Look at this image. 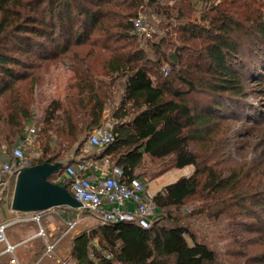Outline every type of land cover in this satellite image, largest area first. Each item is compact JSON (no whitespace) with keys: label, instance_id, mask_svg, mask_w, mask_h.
I'll return each mask as SVG.
<instances>
[{"label":"trees","instance_id":"trees-1","mask_svg":"<svg viewBox=\"0 0 264 264\" xmlns=\"http://www.w3.org/2000/svg\"><path fill=\"white\" fill-rule=\"evenodd\" d=\"M162 1L0 0V97L27 77L20 72L28 68L22 58L32 51L36 59L50 61L58 56L75 59V49L83 46L89 47L90 54L106 50L109 57L103 67L111 76L109 83L96 80L84 64L89 52L71 65L73 92L50 103L40 132V154L29 166L60 163L59 172L48 180L68 190L65 167L84 161L68 157L82 155L90 133L106 124L104 112L113 103L107 88L123 80L119 107L110 116L113 143L102 150L92 148L91 157L108 158L126 181L139 180L136 170L144 156H172L175 169L194 168L189 177H180L154 195L158 217H153L148 229L122 221L76 236L70 255L75 264H223L214 250L196 241L185 223L186 218L201 214L213 220L234 218L238 247L245 246L240 240L247 234L258 236L250 253H234L244 258L234 264H264V168L259 167L264 163V142L253 146V152L263 149L259 163L238 162L227 170L218 161L225 149H238L232 139L242 141L264 132V113L251 117L243 112L249 74L239 61L244 53H254L259 62L250 76L255 86L264 81V0L260 10H249L247 15L239 13L246 6L242 0H224L219 6L202 0L199 23L191 21L197 9L193 0ZM144 8H152L155 15L163 10L167 20L173 18L178 24L173 32L178 47L172 44V32L158 37L160 28L144 41L155 60L146 54L143 40L132 33L131 22ZM8 38L14 53L4 45ZM169 47L170 53L163 50ZM163 64L169 69L166 76ZM195 95L204 96L203 103L193 99ZM11 105L16 107L9 116L10 136L4 139L10 147L24 140L22 131L33 118L18 99ZM244 119L253 122L245 124ZM236 125L240 127L234 133ZM258 140L264 141V135ZM11 160L0 152V161ZM55 178L59 180L54 182ZM195 200L202 205L182 214V208Z\"/></svg>","mask_w":264,"mask_h":264},{"label":"rangeland","instance_id":"rangeland-1","mask_svg":"<svg viewBox=\"0 0 264 264\" xmlns=\"http://www.w3.org/2000/svg\"><path fill=\"white\" fill-rule=\"evenodd\" d=\"M167 1L168 0H163L162 3H165ZM221 1L224 3V0H213V2L208 5L219 6ZM200 2H202V0L192 1V3L196 5L195 7L193 6V8H197L195 14L191 19V21L195 23H199L200 15L204 13L201 6L203 2L199 4ZM242 2L245 3L246 6L244 8H240L239 13L247 15V12L249 10H260L262 8L263 0H242ZM164 13L165 12H163L162 10L159 15H155V11L152 8H144L140 12V14L143 16V19L156 28V34H158V28L162 29L161 31L159 30L160 32L158 34V37H163L164 33L175 32L178 26V24H176V21H173V18L171 20H167V16ZM187 13L188 12L186 11V14ZM168 25L171 26L168 27ZM177 37L178 35L176 33H173L171 37L173 39L172 44L176 45V47H178L179 45V40ZM4 45L6 47H11L10 52L14 53L13 42L11 39L8 38V40L4 42ZM47 45V47H50V44ZM142 47L146 51L148 57H150L152 60H155L153 52L149 47L145 45L144 41ZM171 49V47L167 49L163 48V50L167 53H170ZM248 49L249 47H247V50ZM75 52L78 54V56L76 54V58H82L85 56V54H87V52H89V47L83 46L82 48H77L75 49ZM89 54L88 57L84 60V64L88 66L91 72H93L92 74L94 75L96 80H102L106 83H109V78L111 76L106 75L103 67L107 58L109 57V52L102 49H96L95 52L91 53L90 55ZM34 55L35 53L32 51L29 57L26 56V58H22V60L27 61L28 68L27 72H24V70H20V72L26 73L27 77L24 79H20V81L15 83V86L12 90L0 97V152L3 155L7 154L8 156H10L12 149L20 145L21 143L19 142L17 143V145L10 147L4 141L5 138H8L10 136L8 131L9 116L14 112V108L16 107L14 105H11L12 100L18 99L20 103L25 104V106L29 109L30 113L33 116L31 122L27 124L23 129V134L21 135V137L27 136L29 138V141L28 143H26V146L23 150L30 158L33 157L34 159L37 157V155L40 154L38 150L41 149L40 141H42V139H40L42 138L40 132L43 128H45L43 119L50 103L55 100H64V97L67 96L68 93L73 92V90H71V87L74 84V75L70 70V67L71 65H74L73 63L75 62L76 58L74 59V57L68 58L69 56H58V58H56L55 60L52 59L50 61H42L36 59ZM254 55V53H244V55L240 58L241 60H239L240 63L244 66L243 68H246L249 74V78L247 77V81L245 83L249 96L245 99L244 105H242V107L244 108L243 112L246 113L245 115L249 113L251 117L255 115L258 116L259 112L264 113V81H260L261 84L255 86L256 84H254L250 76L256 69V66H254V64L257 65L259 62V58ZM164 67H167V64H163L161 66V68ZM123 86V80H117L114 83V87L111 86V89L107 88L113 93V103L108 108V110L104 112L106 123L112 122L110 120V116L113 111L116 110L117 107H119V100L123 95ZM193 99H196L197 101L199 100L198 102L202 101L203 103L205 97L195 95L193 96ZM19 107H23V105H19ZM243 121H245V124H250L251 122H253L252 119H244ZM239 127L240 125H236L235 127H233V132L235 133ZM244 127L246 126L243 125L242 129H240L239 131L240 133H242V135L245 131ZM258 133H254L253 135L255 136L243 138L242 141H240V139H232V141L236 143L235 145H238V149L234 151L225 149L222 152L221 157L218 158L221 168L224 167V169L228 170L232 167V165L236 166L238 162L243 163L244 161V163H252L253 160H256V162L259 163L262 160V157L261 155H258L263 149L253 152V146L254 144H256V142H260V144H263L264 141H260L258 139L261 137V135H264V132L260 130L258 131ZM256 136L258 138H256ZM224 138H226V141L227 139L231 140L229 139L231 138V136H225ZM87 148L92 149L89 146ZM71 157L72 156H69L68 159H70ZM2 163L6 162L0 161V164ZM259 167L264 168V163ZM193 171L194 168L192 166L185 167L181 170L175 169L173 166L172 156H168L162 159H152L149 156H144L141 166L136 170V176L145 186L148 187L150 193L152 195H155L165 186L174 183L180 177H189L193 173ZM64 179L65 177L62 175V177H60V180L63 181ZM58 180L59 179L55 178L53 181L56 182ZM13 182L14 181L12 180L11 188L8 190V196H10ZM200 205H202V203L197 200H195L194 203L189 202L185 207L182 208L181 212L184 215L189 214L192 211L196 210ZM51 211L53 212H51L49 215L44 217L41 216L42 219L40 221V225L46 238H51L50 240H54L56 234L59 236L66 229V225L64 223H61L58 219V216H61L63 213L65 214V211L62 208H55ZM170 211L173 213V215L178 214L172 209H170ZM85 214L87 215V213ZM157 217L155 216L156 219ZM90 219L91 218H89V220H86L90 221V223H78L75 230L81 231L85 229H91L94 226L93 221L95 220L91 221L92 219ZM233 221L234 218L228 219L225 217L213 220L207 217L205 214L185 219V223L190 233L194 235L196 241L204 243L212 250H214L216 252L218 261L223 264H234L236 261L238 263L241 259L243 262L244 258L237 257L234 253L239 252L242 255H244V253H250L252 248L255 247V244L257 243V235L247 234L240 240L242 241L243 245L245 244V246L238 247L237 244L239 240L237 239H239V234L238 232H235V225ZM235 222H237V219H235ZM52 226L53 228H55L54 232H51L50 230ZM37 227L38 225L36 223L35 225H27L21 227L18 233H21L22 236H24L31 230L37 231ZM15 232L16 231H14V233ZM72 234L70 232L61 241L62 249L66 248L69 237H71ZM66 255L68 254L66 253ZM68 261H70L69 264H75L74 261L70 258L68 259Z\"/></svg>","mask_w":264,"mask_h":264},{"label":"built area","instance_id":"built-area-1","mask_svg":"<svg viewBox=\"0 0 264 264\" xmlns=\"http://www.w3.org/2000/svg\"><path fill=\"white\" fill-rule=\"evenodd\" d=\"M131 23L132 33L143 41L151 39L156 34V28L145 21L140 13ZM168 72L167 67L162 69L164 76ZM113 140L112 124L106 123L90 133L88 145L91 148L102 150L111 145ZM28 141L29 138L24 137L20 145L12 149L10 155L12 160L0 164V203L8 198L10 180L16 177L20 169L29 166L32 160L23 150ZM103 162L109 164L108 158H104ZM89 168L91 166L88 162H77L64 169V175L70 179L68 191L80 204V208L71 209V212L75 213L72 220L60 218L61 222L66 225V229L59 235L57 241L65 238L75 228L79 215L83 212L87 213L88 218L95 220L98 226L130 221L143 229H148L155 215L154 195L150 193L148 187L138 179L124 180L121 171L116 167H113L109 173H104L100 178L92 180L84 175ZM130 204L133 205V209L127 210V205ZM40 219L39 213H35L31 218L36 223H39ZM11 225L12 223L0 224V244L4 246L3 254L10 257L9 264H19L14 254L17 245H11L5 236L6 229ZM38 235L45 238L41 228ZM46 253L55 255V245L46 243ZM105 257L109 259L110 255L106 254ZM59 262L60 264L65 263L64 261Z\"/></svg>","mask_w":264,"mask_h":264},{"label":"crops","instance_id":"crops-1","mask_svg":"<svg viewBox=\"0 0 264 264\" xmlns=\"http://www.w3.org/2000/svg\"><path fill=\"white\" fill-rule=\"evenodd\" d=\"M93 151L95 150L86 148L82 155L70 158L74 161L83 159L84 161L82 162H88L91 168L87 169L84 175L92 180L95 178H100L102 175H104V173L105 174L109 173L113 168L109 164L107 163L105 164L103 162V159L96 158L93 156L91 157L90 154ZM15 178L16 177L12 178L8 185V190H9L11 188L12 180L14 181L10 196H8V198L5 201L0 203V224L12 223V225L6 229L5 236L7 241L11 245H17V248L15 249L14 252L16 260L18 261L19 264H60V262L58 263V261H64L65 262L64 264H69L70 261H68V259L70 258L71 255L72 240L80 233L89 232L91 229L98 227L97 223L90 219L91 221L94 222V226L91 229L76 231L75 228L78 223L79 224L87 223V222L90 223V221H86L89 220L87 215L85 213H81L79 215L75 228L71 231V234L72 232L73 234L71 237H69V241L67 242L68 244L66 248L62 249L61 241L64 238L58 242L57 238L59 236L57 234L54 240H50L51 238L48 239L46 238V236L45 238H43L40 235H38L39 229L40 228L42 229L40 225V221L42 218L40 219L39 223H36L33 220H31V218L35 215V213H18L12 211L11 200L15 185ZM61 208L65 211V214L63 213L61 216H58V219L60 220V218L63 217L65 219L72 220V218L75 216L74 215L75 213L71 212L72 210L70 208H65V207H61ZM132 209H133V205L131 204L127 205V210H132ZM51 210L39 212V214L40 216L44 217L49 215L51 212H53ZM35 223L38 225L37 231L31 230L24 236H22L21 233H18L21 227L32 224L35 225ZM50 230L51 232H54L55 228H53L52 226ZM14 231L16 232L14 233ZM46 243L50 245H55V255H50L46 253ZM3 250H4V246L0 244V264H9L10 257L7 254H3ZM66 253L68 255H66Z\"/></svg>","mask_w":264,"mask_h":264},{"label":"water","instance_id":"water-1","mask_svg":"<svg viewBox=\"0 0 264 264\" xmlns=\"http://www.w3.org/2000/svg\"><path fill=\"white\" fill-rule=\"evenodd\" d=\"M60 163L47 162L19 170L11 200V209L18 213H39L54 208L79 209L80 204L64 186L48 179L57 174Z\"/></svg>","mask_w":264,"mask_h":264}]
</instances>
